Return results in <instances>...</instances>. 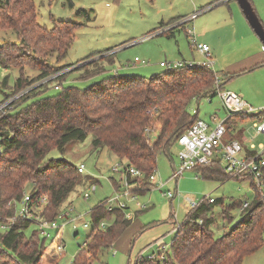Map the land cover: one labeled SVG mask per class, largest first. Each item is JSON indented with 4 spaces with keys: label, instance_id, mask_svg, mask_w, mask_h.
I'll return each instance as SVG.
<instances>
[{
    "label": "trees",
    "instance_id": "16d2710c",
    "mask_svg": "<svg viewBox=\"0 0 264 264\" xmlns=\"http://www.w3.org/2000/svg\"><path fill=\"white\" fill-rule=\"evenodd\" d=\"M80 25L70 19H59L49 28L39 22L35 0H0V29H13L20 38L18 43L0 41V66L22 70L13 90H2L4 99L0 100L2 105L17 96L0 109V226H7L0 229V264H46L51 239L41 234L38 222L18 214L15 201H22L28 194L30 204L38 207L42 218L49 221L59 218L81 173L69 159L49 156L53 150L64 151L69 143L93 135L94 148H107L120 160H126L124 170L135 166L144 173L142 178L128 175L129 188L133 186L131 192H144L139 181L147 186L145 191L150 190L156 185L150 176L157 168L159 155L170 153L178 136L199 118L198 113L190 110L191 103L209 93L217 95V74L207 63L166 67L164 72L148 78L139 74L108 75L86 88L63 86L66 75L61 78L62 83L49 80L33 86L37 80L67 67L55 68L45 57L49 52L65 57ZM180 25L183 24L162 33H172ZM111 50L88 56L75 69L80 71L78 78L105 73L107 66L115 62ZM26 58L32 59L31 63ZM30 64L40 72L35 81L23 75V68ZM53 82L54 87L60 85L56 94L29 101ZM4 84L8 85L7 76ZM263 114L264 110L247 116L229 114L226 140L236 137L232 125L238 120L261 119ZM194 170L205 180H249L255 198L247 206L241 200L228 205L218 198L212 203L202 202L174 231L170 246L160 244L152 252L153 258L140 254L135 264H243L247 256L264 246L262 187L252 177L231 176L218 159L197 165ZM44 196L47 202L42 203ZM216 204L222 205L223 218L231 220V210L242 209L241 218L219 236L212 229L216 222L212 208ZM112 213L116 218L103 227L104 219ZM126 214L119 206L110 209L109 199L93 207L92 230L71 264H90L103 249L115 243L133 222ZM32 224H37L38 229L28 236L26 230Z\"/></svg>",
    "mask_w": 264,
    "mask_h": 264
},
{
    "label": "rangeland",
    "instance_id": "374dc122",
    "mask_svg": "<svg viewBox=\"0 0 264 264\" xmlns=\"http://www.w3.org/2000/svg\"><path fill=\"white\" fill-rule=\"evenodd\" d=\"M199 1L205 3L195 7L191 0H35L38 20L42 25L53 28L55 21L59 19H70L81 25L75 31L74 41L65 57L57 52H49L45 57L55 68L66 65L67 67L55 70L48 77L37 80L33 86H39L49 80L62 83L61 78L66 75L63 86L75 85L86 88L108 75L139 74L148 78L153 74H160L167 69L161 65L162 61H186L196 64L208 62L206 56L194 44L193 37L187 32L189 28H193L194 38L198 43L205 40L212 46L211 54L214 61L212 69L220 81L225 83L223 89L240 94L257 110L264 109L263 43L253 32L244 15L242 17L244 25H247L246 30L237 19L235 24L222 22L217 25V18L222 17L219 11L226 5L215 6L217 1L211 0ZM253 3L264 24V0H253ZM205 8L208 9L204 10ZM194 11L200 13L191 21L174 28L172 33H160L167 26H171L166 22H170L172 18L182 16L176 20L179 22L190 17ZM206 29L202 38L201 35ZM0 41L18 43L20 38L13 29H0ZM108 48L114 53V64H109L107 71L101 75L88 79L78 78L80 71L75 70L76 67L85 63V59L91 54ZM249 54H259L258 60L253 65L249 63L239 69L246 64V57ZM136 57H139V60H136ZM26 60L27 63H31L32 59ZM33 65H26L23 68V75L35 81L40 72L34 69ZM20 70L0 66V100L4 99L2 90L9 92L13 90ZM6 76L8 85L4 84ZM55 82L50 83L45 92L29 101L56 94L59 89L54 87ZM16 98L17 96L12 97L7 103ZM190 110L194 113L198 110L199 118L211 124H218L229 116L219 94L214 93L194 100ZM213 115H216L215 120L212 118ZM255 121L257 119L245 117L242 123H238V131L243 134L244 145L248 149L262 152L264 134L257 132ZM179 151L180 145L175 143L170 153L163 152L159 155L155 170L159 185L145 191L147 186L139 181V187L144 189V192H131L133 186L129 188L126 185L124 172L126 160H120L107 148H94L93 135L83 141L69 143L64 151L53 150L49 156L67 158L77 165L84 163L85 172L80 174L79 183L64 204L65 207L63 206L69 212L68 218L65 219L66 224L61 230L64 250L56 253L53 247L49 246L45 263L51 264L52 261L59 260L60 264H71L92 230V208L116 195H120L121 202L126 204V212L133 215V222L115 243L103 249L90 264H135L141 253L150 256L152 252L157 251L158 245L155 248L154 244L150 246L154 241L161 239L159 242L166 247L170 246L174 236L170 230L175 225V231L185 221L189 211L187 202L190 198L201 201L211 196L222 199L224 205L238 200L243 202L254 200L256 193L249 180L233 178L224 182L205 180L196 170L184 172L177 181L170 179L173 169H179L181 165ZM117 184L120 185L119 190ZM162 184L163 186L159 188ZM127 190L130 194L125 193ZM169 191L176 193L172 199L165 195V192ZM86 192L89 193L88 197H85ZM262 192L264 195V185ZM15 205L19 211L23 201H15ZM212 212L216 217L212 229L217 236L234 225L242 216L241 208H236L231 210L232 220L223 218L220 204L214 205ZM128 213L127 218L131 217ZM115 218L116 214L112 213L104 222L110 224ZM57 221L60 225L64 222L62 219ZM85 223H88L89 227H86ZM0 229L2 230L1 226ZM36 229L38 225L32 224L26 230L27 235H32ZM243 264H264V246L253 255L247 256Z\"/></svg>",
    "mask_w": 264,
    "mask_h": 264
},
{
    "label": "built area",
    "instance_id": "2783aa9c",
    "mask_svg": "<svg viewBox=\"0 0 264 264\" xmlns=\"http://www.w3.org/2000/svg\"><path fill=\"white\" fill-rule=\"evenodd\" d=\"M205 8L204 10H207ZM200 12H195L190 17H186L181 19L179 22L175 23L174 25L167 26L164 30H161L160 33L173 28L178 24H184L188 22L190 19L195 18L199 15ZM191 32V30L189 31ZM194 44L196 45L197 49L206 56L208 65L213 66V61L211 59V52L210 46L206 43H198V41L193 38ZM136 60H139L137 57ZM188 62H161L163 67L168 68H175L183 66ZM189 64H194L193 62ZM219 83V79L217 84ZM56 89L60 88V85L55 86ZM219 88V86H218ZM219 96L221 97L224 106L228 110L229 114H241L243 116H247L250 114H256L260 111L264 110H257L253 106L249 105V103L238 93L232 90H219ZM9 103H4L0 105V109L5 107ZM214 119V118H213ZM257 130L259 133L264 134V115H262L261 119H257L256 121ZM227 124L226 120L218 123V124H211L206 120L198 118L191 127L186 129L183 133H181L176 143L180 145L179 151V159L181 162L179 169H173V173L170 179H174L177 181L184 172L188 170H194L197 165H203L207 163H211L215 159L220 160L223 164L224 170L233 177L245 175L247 177H252L257 186L264 185V150L262 152L258 151H249L247 150L243 143L236 138L227 139ZM78 169L80 173L85 172V165L81 163L78 165ZM117 169V167H115ZM124 172L126 173V185L129 186L128 175L131 177H144V173L136 168L135 166L127 167ZM150 180L154 182L156 185H159L158 176L154 173L150 176ZM159 186V188H161ZM96 188V185L93 186ZM126 194H130L127 190L125 191ZM165 195L173 198L175 197L176 193L173 191L165 192ZM89 193H85V197H88ZM120 195H116L109 199V207L110 209L114 206H119L122 208L126 207V204L121 202ZM23 201V206L18 211V214L22 218L35 220L38 222L39 227L41 229V234L47 238L51 239V247H53L56 253H61L64 250V243L60 240L61 230L66 224V220L68 218L69 212L67 208L61 211L59 218L64 220L63 224L60 225L57 220L49 221L45 220L41 217L40 212L37 210L35 206L31 205V198L30 195L26 194ZM214 202L215 198L211 196H207L201 201H197L194 198H190L187 202L189 212H193L196 208H198L202 202ZM42 203L47 202V197L44 196L41 199ZM114 202V203H113ZM118 204V205H116ZM249 202H245L244 206H247ZM105 222L102 223V226H105ZM86 227H89L88 223H85ZM7 226L6 224H2L1 228L5 229ZM86 244V243H84ZM142 254V253H141ZM155 253H152L149 257L153 258Z\"/></svg>",
    "mask_w": 264,
    "mask_h": 264
},
{
    "label": "crops",
    "instance_id": "0c3cea01",
    "mask_svg": "<svg viewBox=\"0 0 264 264\" xmlns=\"http://www.w3.org/2000/svg\"><path fill=\"white\" fill-rule=\"evenodd\" d=\"M192 1V3H193V5L195 6V7H198V6H200V5H202V3L204 4L205 3V1L204 2H200L199 0H191ZM206 1H210V0H206ZM212 2H216L217 0H211ZM236 2V3H235ZM252 3H253V0H252ZM207 4V3H206ZM218 5H226V7H221V9H220V11H219V14L222 16L220 19L219 18H217V25H220L222 22H226L227 24L228 23H231V24H235V21H236V19L241 23V25H243V27L245 28V30H246V26L247 25H244V19H243V15H244V13H243V11H242V9L240 8V6H239V3H238V1L237 0H221V1H217V3H216V5L215 6H218ZM253 5H254V3H253ZM196 11H194V12H192L191 13V15H193L194 13H195ZM190 15V16H191ZM245 16V15H244ZM178 17H182V16H178ZM178 17H174V18H172V20L171 21H173V20H176ZM246 18V17H245ZM192 19H194V18H192ZM192 19H190L189 21H191ZM246 20H247V18H246ZM166 22V23H171L170 25H174L175 23H172V22ZM188 21V22H189ZM247 22H248V20H247ZM162 23H164L165 24V22H162ZM177 23V22H176ZM248 24H249V22H248ZM250 25V24H249ZM250 27H251V25H250ZM252 28V27H251ZM193 29V28H192ZM188 29L187 30V32H188V34L191 36V37H195L194 36V34H195V29ZM191 30V32H189ZM206 31H207V29L205 30V32H203L202 33V38L204 37V35H205V33H206ZM253 32H254V30H253ZM255 33V32H254ZM256 34V33H255ZM257 36V35H256ZM259 38V37H258ZM201 43H206V44H208L211 48H210V52H211V50H212V46H211V44L210 43H208L207 41H205V40H202V42ZM263 48H264V46H263ZM212 55L213 54H211V59L213 58L212 57ZM137 58V57H136ZM139 58V57H138ZM258 58H259V54H249L247 57H246V64H243L242 66H240L239 67V69H241L242 67H246V65H248L249 63H251V64H249V65H253V64H255L256 62L255 61H257L258 60ZM212 61H213V59H212ZM184 62H186V61H184ZM214 62V61H213ZM194 63V62H193ZM205 62H203V63H198V64H204ZM212 67V66H211ZM248 67V66H247ZM243 70H245V69H243ZM243 70H238V71H243ZM218 75L216 76V81H215V86H216V88H217V94H218V91L219 90H228V89H223L224 88V84L225 83H222V81H220V79H219V83L217 84V81H218ZM218 86H219V88H218ZM243 97V96H242ZM221 98V97H220ZM222 100V99H221ZM223 102V101H222ZM224 105V104H223ZM225 107V106H224ZM226 108V107H225ZM196 113H198V110H197V112ZM264 115V114H263ZM212 118H214L213 120H215V118H216V115H213V117ZM202 119V118H201ZM227 119V118H226ZM225 119V120H226ZM204 120V119H203ZM242 120H238L237 121V123H235V124H233L232 125V127H233V134L234 135H236V139H239L242 143H243V145H244V138H243V134L240 132V131H238V123L240 122V123H242L241 122ZM255 125H256V121H255V123H254ZM257 132H258V130H257ZM241 133V134H240ZM259 133V132H258ZM259 134H263V133H259ZM237 135H239L238 137H237ZM244 147L247 149V150H249V151H256V150H250V149H248L247 148V146H245L244 145ZM221 162V161H220ZM222 163V162H221ZM222 166H223V164H222ZM172 199V198H171ZM246 202H248V201H246ZM125 208H127V206L125 207ZM124 208V209H125ZM241 211H242V209H241ZM128 213V212H127ZM128 215L129 216H131L132 218H133V215H130L129 213H128ZM130 218V217H129ZM175 225L172 227V229L170 230V233H174V229H175ZM60 240H62V236H61V234H60ZM159 241H162L161 239H158V240H156V241H154L153 243H151L150 244V246L151 245H153L154 244V247L153 248H155L157 245L158 246H160V244H162L161 242H159ZM253 255V254H252Z\"/></svg>",
    "mask_w": 264,
    "mask_h": 264
},
{
    "label": "water",
    "instance_id": "95a60500",
    "mask_svg": "<svg viewBox=\"0 0 264 264\" xmlns=\"http://www.w3.org/2000/svg\"><path fill=\"white\" fill-rule=\"evenodd\" d=\"M252 29L264 46V24L251 0H237Z\"/></svg>",
    "mask_w": 264,
    "mask_h": 264
}]
</instances>
